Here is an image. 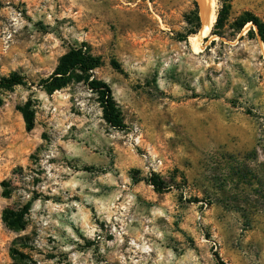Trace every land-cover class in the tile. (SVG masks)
<instances>
[{"label":"rangeland","instance_id":"rangeland-1","mask_svg":"<svg viewBox=\"0 0 264 264\" xmlns=\"http://www.w3.org/2000/svg\"><path fill=\"white\" fill-rule=\"evenodd\" d=\"M245 12L264 22V0H0V79L23 78L0 89V264H264V43ZM74 49L100 66L47 91ZM151 173L170 188L136 182Z\"/></svg>","mask_w":264,"mask_h":264},{"label":"trees","instance_id":"trees-1","mask_svg":"<svg viewBox=\"0 0 264 264\" xmlns=\"http://www.w3.org/2000/svg\"><path fill=\"white\" fill-rule=\"evenodd\" d=\"M230 5H224L222 11L219 13L217 24H219L221 15L223 11L226 10ZM247 23H254L258 27V35L261 41L264 43V22L258 17L250 12H245L240 28L242 29ZM101 64V59L93 56L90 52L84 49H74L64 55L55 71L45 80H43V87L49 91L53 92L57 89L64 87L69 81L71 76L75 71H80L82 73H89L95 68L99 67ZM114 66H118L114 62ZM23 83V78L13 74L9 77H3L0 79V89L11 88L15 85ZM89 85L91 88L99 94V99L101 101V106L103 108V118L112 127L116 129L123 130L127 126L123 121L122 113L119 110L117 103L113 97L111 87L98 80H92ZM22 114L27 123L28 129L33 128V118L30 116L27 109L21 108ZM229 175L232 177H237L240 180H244L251 185V177H253V170L249 165L234 163L232 156L229 157ZM137 172V171H136ZM145 180L147 183L151 184L157 192H165L170 188V185L162 180L160 176L155 173H151L148 178L136 179V182ZM28 212V206H25L21 210L6 209L3 212V219L6 223H11L22 218ZM217 264H226L222 259L218 258Z\"/></svg>","mask_w":264,"mask_h":264},{"label":"bare ground","instance_id":"bare-ground-1","mask_svg":"<svg viewBox=\"0 0 264 264\" xmlns=\"http://www.w3.org/2000/svg\"><path fill=\"white\" fill-rule=\"evenodd\" d=\"M204 19H205L206 22L204 23L203 29L201 30V32L199 34L200 37H204V36L207 35L208 31L211 29V27L213 26L214 22L216 21V15L214 13H211L210 16H206V14H205Z\"/></svg>","mask_w":264,"mask_h":264}]
</instances>
